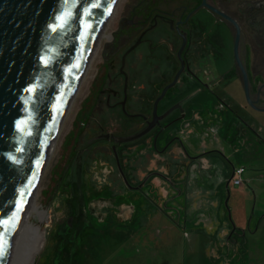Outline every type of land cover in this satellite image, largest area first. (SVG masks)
<instances>
[{"label": "rangeland", "instance_id": "obj_1", "mask_svg": "<svg viewBox=\"0 0 264 264\" xmlns=\"http://www.w3.org/2000/svg\"><path fill=\"white\" fill-rule=\"evenodd\" d=\"M140 1L117 0L104 34L114 31L117 35L122 18ZM187 1L171 0L169 5V1L165 0L158 6L169 10ZM208 1L213 3L217 0ZM227 1L230 9H235L239 0ZM226 37L231 46L230 49L226 48L227 53L231 60H235V36L231 33ZM107 42L108 36H103L90 59L63 121L55 149L22 219L20 233L10 254L16 264H264V143L259 151L256 150L258 156L255 157L240 159L235 156L229 161L219 151L206 159L210 167L203 171L198 162V185L194 184V188L191 186L189 190L185 182L178 181L176 185L170 184L171 187L166 188L165 193V183L161 179L168 176L164 173L155 178L157 181L150 178L145 181L146 177L136 185L135 182L145 174L138 172L132 180L128 173L133 168L122 165L128 178L131 177L130 185L122 183L118 186L120 179L114 174L107 181H117L115 184L119 190L106 187L99 192L91 191L90 198H94L90 207L101 213L99 215L90 209L88 199L78 201L77 198H69L68 204L72 205L74 199L78 202V212L69 220L70 209L62 202L61 195L63 189L69 187V180L77 179L75 169L82 154L79 151L81 145H77V137L81 134V122L86 120L87 109L95 100L98 87L107 72L104 64ZM178 45L179 39H176L174 54ZM238 118L254 134L246 116L239 115ZM204 138L193 136L188 142L198 147ZM210 139L211 136H208L206 141ZM232 162L245 170L243 174L236 173V177L243 180L241 189L233 184L235 177L230 181V189L226 183L223 190L218 192L206 187L205 183L210 182L212 175L217 177L216 168L224 167L230 175ZM144 165L151 168L160 164L156 160L154 162L153 156H148L144 159ZM93 183L95 181L91 180V185ZM244 186L245 192L242 190ZM196 187L204 190L203 193L212 202L219 200L218 208L211 209L212 213L215 212L214 218L218 219L221 215L218 222L214 223V229L199 213L208 207L199 210L192 207L191 202L201 196L195 191ZM119 205L129 207L131 217L118 215L121 209ZM68 221L69 227L65 226ZM225 229L227 234L223 232Z\"/></svg>", "mask_w": 264, "mask_h": 264}, {"label": "water", "instance_id": "obj_2", "mask_svg": "<svg viewBox=\"0 0 264 264\" xmlns=\"http://www.w3.org/2000/svg\"><path fill=\"white\" fill-rule=\"evenodd\" d=\"M116 3L0 0V264L8 262L38 180L100 39L108 36L107 48L117 36L114 31L104 34ZM201 6L234 26L235 61L243 75L247 101L264 111L249 96L248 72L239 53V21L208 0H202ZM182 37L179 58L186 43L185 35ZM179 73L155 100L151 126L179 107L178 103L157 114L158 101Z\"/></svg>", "mask_w": 264, "mask_h": 264}, {"label": "flooded vegetation", "instance_id": "obj_3", "mask_svg": "<svg viewBox=\"0 0 264 264\" xmlns=\"http://www.w3.org/2000/svg\"><path fill=\"white\" fill-rule=\"evenodd\" d=\"M164 1L141 0L139 4H135L129 10V16L127 14L122 18L114 42L105 50L104 64L107 72L98 87L95 100L87 109L86 120L81 122V134L77 137V145H81L79 151L82 152L75 169L77 179L69 180V187L64 188L61 195L63 199L61 201L70 209L69 220L78 212L77 199L78 201L88 199L90 207L94 198L93 196L90 198L91 191L99 192L106 187L119 190L118 186L122 183L130 185L131 177L128 178L124 165L133 168L128 173L132 180L137 177L138 172L145 174L135 182L136 185L146 177L145 181H148V178L157 181L155 178L163 173L158 142L160 135L165 131H162L163 127L169 123L167 121L169 116L150 125L154 119L155 100L180 71L176 82L158 101L157 114H162L178 103L181 108V99L170 103L164 109L162 102L176 90L186 87L189 80L194 78L189 58L201 50L197 43L192 44L189 23L194 10L192 9L194 0L169 10L158 6ZM168 1L171 5V0ZM178 21L180 22L177 29ZM182 35H185L186 43L182 50V58H179L178 51L183 43ZM176 39H179V45L174 54L173 46ZM138 49H141L140 54ZM200 81L205 84L203 80ZM148 156L149 158L153 156L154 162L156 160L160 165L149 168L147 164L146 167L144 159ZM72 163L73 161L68 167L69 171ZM68 168L66 173L69 172ZM234 173L235 168L230 181L234 178ZM114 174L120 179L118 186L115 184L117 181H107ZM90 179L95 181V184L91 185ZM163 190L166 193L165 188ZM69 198L77 199H74L71 205L68 204ZM120 207L118 215H124V218L131 217L129 207L123 205ZM90 209L97 213L95 208ZM69 225L68 221L65 226Z\"/></svg>", "mask_w": 264, "mask_h": 264}, {"label": "crops", "instance_id": "obj_4", "mask_svg": "<svg viewBox=\"0 0 264 264\" xmlns=\"http://www.w3.org/2000/svg\"><path fill=\"white\" fill-rule=\"evenodd\" d=\"M223 1L228 4L229 10L241 26L239 53L248 72L250 99L258 107L264 108V0H239L241 3L238 1L235 9H230L227 0ZM210 11L203 6L198 7L190 16V20L194 21L189 20L192 44L197 43L201 49L189 58L194 78L189 80L186 87L176 90L162 102L164 109L174 101H182V111L179 107L172 110L167 121L173 122L163 131L158 142L161 149V171L168 176L161 179L165 183V190L171 187L170 184L176 185L178 181L185 182L188 190L191 186L194 188V184L198 185V162L201 163L202 171L205 170L210 167L206 164V159L219 151L229 161L235 156L240 159L246 156L255 157L258 156L256 150L259 151L264 143V111L256 110L248 103L242 72L226 50L231 48L226 35L232 33L235 36V28L230 22ZM223 32L225 37L222 36ZM259 85L262 86L258 88ZM239 115L246 116L254 134L246 129L243 120L238 118ZM197 135L205 137L198 147L188 142L193 136L198 137ZM208 136H211L209 142L206 141ZM262 155L264 156V151ZM231 165L230 171L239 168L233 162ZM243 173L245 170L241 174ZM215 174L217 177L212 175L210 182L205 183L206 187L218 192L223 190L226 183V187L230 189L231 174L229 175L227 169L216 168ZM234 177L238 178L236 173ZM241 185L235 187L241 189ZM245 188H242L244 192ZM195 191L201 196L191 202L192 207L198 210L208 207L199 213L213 227L221 215L218 219L216 216L214 218L215 212L212 213L211 209L218 208L219 200L212 202L200 187H196ZM261 223L260 220L259 225ZM226 230H223L225 234Z\"/></svg>", "mask_w": 264, "mask_h": 264}, {"label": "trees", "instance_id": "obj_5", "mask_svg": "<svg viewBox=\"0 0 264 264\" xmlns=\"http://www.w3.org/2000/svg\"><path fill=\"white\" fill-rule=\"evenodd\" d=\"M202 0H194V5L192 7V9H196L200 6ZM213 4H215L216 6H218L219 8H221L222 10L226 11L227 13H229L230 15H232L234 18L235 16L233 15V13L229 10L228 4L226 2H224L223 0H218L213 2Z\"/></svg>", "mask_w": 264, "mask_h": 264}, {"label": "bare ground", "instance_id": "obj_6", "mask_svg": "<svg viewBox=\"0 0 264 264\" xmlns=\"http://www.w3.org/2000/svg\"><path fill=\"white\" fill-rule=\"evenodd\" d=\"M21 225H22V222H21ZM21 225H20V228H21ZM20 228H19V230H18L17 237H18V235H19V233H20ZM17 237H16L15 240H14V244H15V242H16V240H17ZM14 244H13V247H14ZM13 247H12V249H13ZM12 249H11V251H10V254H11V252H12ZM10 254H9V257H8V262H7V264H16V261H15L14 257H12V255H10Z\"/></svg>", "mask_w": 264, "mask_h": 264}, {"label": "built area", "instance_id": "obj_7", "mask_svg": "<svg viewBox=\"0 0 264 264\" xmlns=\"http://www.w3.org/2000/svg\"><path fill=\"white\" fill-rule=\"evenodd\" d=\"M242 172H243V168H237V169H235V173L241 174ZM242 182H243V180L241 178H239V177L234 179V184L235 185L242 184Z\"/></svg>", "mask_w": 264, "mask_h": 264}]
</instances>
